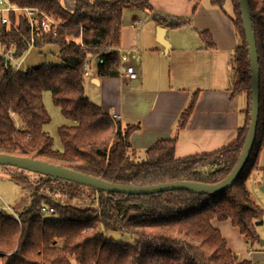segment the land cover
I'll return each mask as SVG.
<instances>
[{
	"label": "trees",
	"instance_id": "1",
	"mask_svg": "<svg viewBox=\"0 0 264 264\" xmlns=\"http://www.w3.org/2000/svg\"><path fill=\"white\" fill-rule=\"evenodd\" d=\"M17 6L39 7L59 20L55 34L42 32L33 47H58L60 63H41L23 71L8 59L13 51L19 60L30 48V28L24 17L11 16L9 26L0 25V153L39 159L86 173L109 182L146 186L172 181L213 184L223 180L235 166L244 146L251 111V77L239 0H210L231 18L240 43L231 58L233 95L247 97L246 122L237 139L204 155L176 158L177 138L156 142L144 156L138 155L130 137L138 125H123L93 103L85 93L84 63L97 58L95 75L120 74L119 55L124 11H147L160 24L172 28L190 23L183 18L166 19L149 0H76L73 10L61 0H9ZM260 65V113L250 158L235 183L211 195L171 190L148 195L110 193L61 178L36 173L34 182L23 169L11 175L19 186L33 187L30 200L19 217L0 209V264H255L237 261L212 219L230 220L246 241L259 243L258 222L264 210L250 192L247 181L257 171L264 147V0H249ZM201 36H206L204 32ZM206 37V45L213 46ZM50 91L54 104L71 124L58 128L62 149L46 130L51 116L43 93ZM197 101L194 94L178 120L183 127ZM16 114V118L11 113ZM74 195L88 189L97 206L78 207L62 203L53 194ZM72 197V196H71ZM49 207L51 213L43 214ZM119 231L125 243L106 236Z\"/></svg>",
	"mask_w": 264,
	"mask_h": 264
},
{
	"label": "crops",
	"instance_id": "2",
	"mask_svg": "<svg viewBox=\"0 0 264 264\" xmlns=\"http://www.w3.org/2000/svg\"><path fill=\"white\" fill-rule=\"evenodd\" d=\"M149 1L154 12L166 14L164 18L190 23L172 28L147 11L125 10L120 45L115 48L127 55L122 65H132L138 79L130 80L121 72L114 77L95 75L99 84L90 79L93 86L85 87L86 96L106 113L117 115L123 125L139 126L130 141L140 156L157 141L174 136L176 158L210 154L233 143L246 122L247 97L233 95L231 90V58L240 39L230 14L201 0ZM66 2L67 9L75 8L76 0ZM207 35L213 46L206 45ZM194 94L197 101L192 114L179 127L180 115ZM258 167L247 186L254 181L264 192V147ZM252 195L264 210V194L254 191ZM212 224L238 262L264 264V216L258 229L261 240L254 244L229 219L214 218Z\"/></svg>",
	"mask_w": 264,
	"mask_h": 264
},
{
	"label": "water",
	"instance_id": "3",
	"mask_svg": "<svg viewBox=\"0 0 264 264\" xmlns=\"http://www.w3.org/2000/svg\"><path fill=\"white\" fill-rule=\"evenodd\" d=\"M241 18L247 43L251 77V111L248 131L241 154L231 172L221 181L213 184L195 181H172L146 186H133L106 181L86 173H82L61 165L39 159L0 153V166H12L49 178H61L104 192L121 193L125 195H148L171 190H189L194 192L218 195L230 188L243 172L253 150L260 113V65L258 59L255 32L249 7V0H239ZM168 19V18H167ZM92 83L98 85L97 78ZM264 189V186L262 187ZM258 222V225H261Z\"/></svg>",
	"mask_w": 264,
	"mask_h": 264
},
{
	"label": "rangeland",
	"instance_id": "4",
	"mask_svg": "<svg viewBox=\"0 0 264 264\" xmlns=\"http://www.w3.org/2000/svg\"><path fill=\"white\" fill-rule=\"evenodd\" d=\"M61 1L62 4L65 6V4L67 3L66 0H61ZM201 1L203 4L210 6L208 4L210 2L209 0H201ZM231 10H232L231 4L230 2H228L225 5L224 12H226L227 15L230 14L231 16L232 14ZM158 13H159L158 15H160L162 18H164L166 15L162 12H158ZM0 52H2L1 47H0ZM19 60H21L22 62L20 68L23 71L27 70L28 68L34 65L41 63L58 64L61 62L60 59L58 58V47L52 44L45 45L41 49L37 48L36 46L31 47ZM88 86H91L92 88L93 85L90 83L89 79H86L85 87L87 88ZM91 88L88 89V91H91L92 95H90L88 91L87 94H89L91 97H94V92ZM43 101L45 103L47 112L51 116V122L46 126V130L50 133V135L54 140V147L57 149H62V143L58 134V128L63 124H71V121L67 120L61 113L60 108L54 104L52 99V94L50 91H45L43 93ZM16 169L0 167V197L3 198L6 204H10L14 208L16 212V218H18L19 213L22 211V207L25 206V204H27L28 201L30 200V195L32 192L31 190L33 189V187L23 188L22 186H19L18 184H16L14 181L11 180V175L13 173L19 172V170ZM22 173L29 176V178L34 182L38 179V175L34 172L25 170ZM254 183L255 182L252 181L249 187L251 193L254 194V191H256V192H262V194H264V192L261 190V186ZM67 193L68 194H62L57 192L56 194H53V198L62 203H68L78 207L97 206V200H96L97 197L92 201V198L94 196L92 193H90L88 189H78V191H76L74 195H70L73 192L71 189H68ZM106 236L113 237L116 240H120L125 243L130 242L129 236L126 234H122L119 231H108L106 233Z\"/></svg>",
	"mask_w": 264,
	"mask_h": 264
},
{
	"label": "built area",
	"instance_id": "5",
	"mask_svg": "<svg viewBox=\"0 0 264 264\" xmlns=\"http://www.w3.org/2000/svg\"><path fill=\"white\" fill-rule=\"evenodd\" d=\"M15 15L16 18L22 16L27 21L30 28V48L33 47L37 42V36L42 32H48L55 34L58 27L59 21L55 19L50 14L44 12L39 7L31 6H17L12 4L9 0H0V25L9 26L11 24V16ZM29 48V49H30ZM119 55V65L120 72L130 80H137L138 73L132 65L126 64L122 65L128 57L126 54L119 52L116 48H113ZM8 59L15 65L16 69L21 66V60H17L13 56V51L10 50L6 53ZM98 59L95 57L90 61L84 63V78L92 79L95 76V69L97 66ZM11 116L16 118L14 112L11 113ZM114 118H117V115H112ZM2 203V204H1ZM0 209L9 212L16 217V212L10 204H6L3 198L0 197ZM43 214L51 213L53 210L49 207L42 208ZM251 248L249 252H251Z\"/></svg>",
	"mask_w": 264,
	"mask_h": 264
}]
</instances>
